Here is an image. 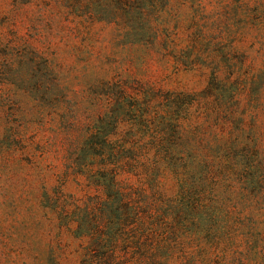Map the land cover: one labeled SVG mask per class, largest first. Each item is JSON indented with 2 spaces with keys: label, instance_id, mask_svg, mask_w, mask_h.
<instances>
[{
  "label": "rangeland",
  "instance_id": "rangeland-1",
  "mask_svg": "<svg viewBox=\"0 0 264 264\" xmlns=\"http://www.w3.org/2000/svg\"><path fill=\"white\" fill-rule=\"evenodd\" d=\"M114 222L115 264H264V0H0V264Z\"/></svg>",
  "mask_w": 264,
  "mask_h": 264
},
{
  "label": "trees",
  "instance_id": "trees-1",
  "mask_svg": "<svg viewBox=\"0 0 264 264\" xmlns=\"http://www.w3.org/2000/svg\"><path fill=\"white\" fill-rule=\"evenodd\" d=\"M178 124L175 123L174 126H177ZM104 150V148L102 147ZM112 182L117 186L118 180V174L117 172H113L112 174ZM121 193V192H120ZM138 220L137 214L130 211L128 214H126L123 218V222H129L131 225H135V222ZM147 223V222H145ZM144 223V224H145ZM142 226L139 234L135 236V239H138L140 234L143 235L144 238H149V233L147 230L149 227L147 225ZM120 223L114 222L112 225H109L105 227V231H103V228L100 230L99 238L95 241L97 242L98 246H100V250L102 253H104L105 256H100L98 259H88L86 263L83 264H115V255L114 251L117 246V244L121 241L122 234H120ZM145 231V233H144ZM144 233V234H143ZM139 241V242H138ZM135 243L137 244L136 249L139 250L137 254V261L134 264H163L162 261L159 258H151V259H144L143 255V242L140 240H135ZM142 254V255H141Z\"/></svg>",
  "mask_w": 264,
  "mask_h": 264
}]
</instances>
